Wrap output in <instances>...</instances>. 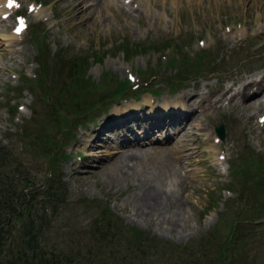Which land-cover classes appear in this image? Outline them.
<instances>
[{"label":"rangeland","instance_id":"1","mask_svg":"<svg viewBox=\"0 0 264 264\" xmlns=\"http://www.w3.org/2000/svg\"><path fill=\"white\" fill-rule=\"evenodd\" d=\"M16 1L3 18L0 0V148L34 179L25 189L33 195L52 186L53 172L67 185V201L40 247L20 255L54 254L60 264H264V86L252 88L253 108L235 107L231 92L222 96L235 79L240 88L243 76L259 81L264 73V0H103L98 26L87 20L97 16L95 0ZM74 2L90 10L77 14ZM16 14L28 19L22 34L13 33ZM43 56L48 79L38 86L27 76L36 75ZM69 59L80 66L74 77L59 71ZM127 78L132 89L140 82L138 92L118 96ZM27 85L40 105L20 91ZM50 91L53 100L59 96L53 107L44 100ZM184 91L195 101L180 106L192 110L180 133L169 143L161 130L140 135L138 124L156 122L152 107L165 99L176 106ZM221 123L225 140L215 131ZM123 152H151L152 160L168 153L173 163L167 170L152 160L130 162L118 175L111 163ZM149 185L183 203L172 230L157 216L136 215L130 200ZM12 247L8 256L18 258Z\"/></svg>","mask_w":264,"mask_h":264},{"label":"bare ground","instance_id":"2","mask_svg":"<svg viewBox=\"0 0 264 264\" xmlns=\"http://www.w3.org/2000/svg\"><path fill=\"white\" fill-rule=\"evenodd\" d=\"M95 1L96 3H94L93 6L96 5L95 7L98 9L97 16L92 17V14H90L91 18L87 20L90 21L89 24H94L98 26L102 22L104 15V12L101 11L103 0H95ZM71 6H72L71 8L72 11H76L78 12L77 14L80 15L81 14L85 15L87 11L90 10V8L88 9V7H86V5L81 4V2L79 3L74 2ZM125 16L128 15L125 14ZM74 22L75 23H72L73 26L74 24H79L78 21L74 20ZM242 78L244 82L240 88L238 87L234 88V86L240 84L239 82L240 79L238 80L235 79L236 81L235 80L232 81L231 85H227L225 87L222 96L227 95V93L231 92L232 94L230 96V101L235 102L237 100L236 102L237 104L235 107L243 106L245 108H253L254 103L251 97L253 96L254 93H252L253 91L252 88H255L256 91H260L262 89V87L264 86V73H261V75L259 76V81L254 80L253 77L251 78V77L243 76ZM253 85H255V87H252ZM196 97L202 101L204 100V93L200 91V93H198V96ZM184 101L188 103L190 101H195L192 91H184L181 94L177 95L174 98V102L176 106H170L169 105L170 101H168V99H165L166 103L164 101L162 102L161 107L159 106V108L157 109L155 108L156 110H154V106H153L152 107L153 110L150 113V115H152L153 118H149V119L155 120L156 122L154 123L152 122L149 126H147L148 128L142 126L141 125L142 123L138 124L139 128L140 127L142 128L140 135L144 137H150L155 134L156 130H162V133L164 132V138L166 140V143H169V141L171 140L170 135H172L170 129L176 130L177 132L178 131L177 129L184 122L183 117H187V112L188 113L192 112V110L190 109L185 110L184 112L183 110H181L180 106L181 105L183 106L182 103H184ZM184 107L189 108L185 106V103H184ZM131 115L132 113L127 115L125 114V119H130ZM109 120L114 121L113 119L108 118L105 122ZM142 120L143 117L139 121ZM107 123L104 126H102L100 129H98L99 136L105 130ZM132 128L133 127H130V129ZM158 132L160 133L161 131ZM179 133L180 132H178V134ZM136 135L137 136H133L132 138L129 137V140L136 141V139L139 138L140 136L137 133ZM99 136H97L96 138H98ZM124 141L127 142V140ZM87 142L91 145V141L88 140ZM127 153L128 152H123L119 154L118 156H116L115 162L111 163V167L113 171H115L118 175L122 174V172L125 171L130 166V162H134L135 164L134 166H141L146 161H151L153 157V154L151 152L150 153L135 152L130 154ZM172 160H173L172 157L167 153L166 155H163L160 160L159 158L153 159L151 162L153 164H157L159 168L161 167L162 169L170 170L171 165L173 163ZM98 162H101V160H99ZM116 173H114V175L112 174L111 179H113L115 175H117ZM173 194L174 193L172 191H167L155 185L153 186L149 185V187H147L144 192L134 196L132 200H130V202L136 212V215L140 216L141 218L140 220L146 221L147 218L149 221H151L152 219H154L155 216H157V219L159 220L160 223L163 224L166 223V225H168L172 230L181 221L180 216L181 213L184 211L183 203L178 201ZM173 206L174 208H172Z\"/></svg>","mask_w":264,"mask_h":264},{"label":"trees","instance_id":"3","mask_svg":"<svg viewBox=\"0 0 264 264\" xmlns=\"http://www.w3.org/2000/svg\"><path fill=\"white\" fill-rule=\"evenodd\" d=\"M68 64L69 76L74 77L77 74L74 69L80 66L71 59ZM43 67L44 64H41L40 68ZM62 67L64 69L66 66ZM75 81L79 83L81 77H76ZM29 88L34 91L32 86ZM41 137L42 135L39 139ZM7 155V149L2 147L0 153V264H60L61 261L54 254L48 258L41 253L27 255L28 258L20 254L22 251L26 254L27 249L35 250L40 247L39 237L51 225V212L59 208V202L65 195V192L60 189L63 186L61 178L56 177V172L48 176L47 181L51 182L52 186H49L47 193H41L42 197L36 201L35 196L38 193L33 195L34 190H25L26 186L34 184V179L31 176L21 175V167H19L21 164ZM20 176L25 180L21 181ZM56 184L57 186L54 187ZM18 230L22 235H15ZM16 239L19 241L17 242ZM12 245L19 248L17 249L18 258L15 255L8 256L9 250L13 253Z\"/></svg>","mask_w":264,"mask_h":264},{"label":"water","instance_id":"4","mask_svg":"<svg viewBox=\"0 0 264 264\" xmlns=\"http://www.w3.org/2000/svg\"><path fill=\"white\" fill-rule=\"evenodd\" d=\"M217 131H218V134L220 135L221 138H225V127L224 125L222 124L221 126L217 127Z\"/></svg>","mask_w":264,"mask_h":264},{"label":"snow or ice","instance_id":"5","mask_svg":"<svg viewBox=\"0 0 264 264\" xmlns=\"http://www.w3.org/2000/svg\"><path fill=\"white\" fill-rule=\"evenodd\" d=\"M15 4V0H8V7L11 8ZM21 29L17 28L16 31L19 32Z\"/></svg>","mask_w":264,"mask_h":264}]
</instances>
